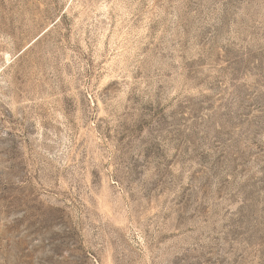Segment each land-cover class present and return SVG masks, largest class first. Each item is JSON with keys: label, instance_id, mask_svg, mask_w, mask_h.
Returning a JSON list of instances; mask_svg holds the SVG:
<instances>
[{"label": "rangeland", "instance_id": "1", "mask_svg": "<svg viewBox=\"0 0 264 264\" xmlns=\"http://www.w3.org/2000/svg\"><path fill=\"white\" fill-rule=\"evenodd\" d=\"M0 264H264V0H0Z\"/></svg>", "mask_w": 264, "mask_h": 264}]
</instances>
